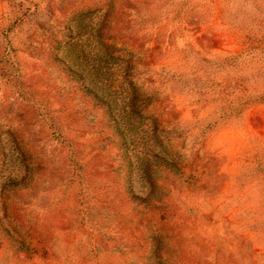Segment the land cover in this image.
Returning <instances> with one entry per match:
<instances>
[{
  "label": "rangeland",
  "instance_id": "rangeland-1",
  "mask_svg": "<svg viewBox=\"0 0 264 264\" xmlns=\"http://www.w3.org/2000/svg\"><path fill=\"white\" fill-rule=\"evenodd\" d=\"M88 11L180 156L164 208L131 200L103 112L46 58ZM254 38L264 0H0V213L29 248L0 233V264H158L153 234L162 264H264V79L246 90L217 65ZM19 150L34 182L6 196Z\"/></svg>",
  "mask_w": 264,
  "mask_h": 264
},
{
  "label": "trees",
  "instance_id": "trees-1",
  "mask_svg": "<svg viewBox=\"0 0 264 264\" xmlns=\"http://www.w3.org/2000/svg\"><path fill=\"white\" fill-rule=\"evenodd\" d=\"M89 11L82 14L78 22L68 21L65 24L59 31L67 34L64 43H59L57 54L46 55V58L65 70L69 84H73L78 94H83V98L93 103L95 108L92 109L103 112L105 121L102 123L105 122L111 132L106 142L118 151L107 155V161L112 162L110 171L120 177L124 174L123 181L131 200H140L146 209L164 208L171 188L184 175L180 156L171 149L167 133L148 111L152 97L145 99L134 84V67L129 53L121 54L123 50L110 44L105 35L106 17L102 22L95 23L91 16L88 18ZM251 41L252 46L242 54L217 61L223 69L234 71L237 81L246 90L264 79V43L255 38ZM248 65L258 66V69H247ZM239 67H245L241 75H237ZM7 74L8 80H11V71ZM255 101L264 103V91L256 95ZM102 133H105L104 129ZM19 151V173L10 174L2 185L6 196L27 189L34 182L36 168L28 164V152ZM115 163H118V168H114ZM162 182L166 183V187ZM0 233L1 238L18 245L20 252L29 253L23 236L11 225L5 224V216L1 213ZM159 240L155 234L150 237V253L158 264H162Z\"/></svg>",
  "mask_w": 264,
  "mask_h": 264
}]
</instances>
